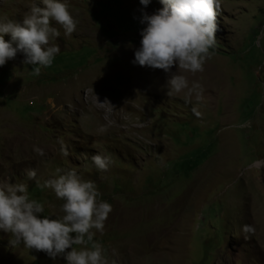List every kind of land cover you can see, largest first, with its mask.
<instances>
[{
	"label": "rangeland",
	"instance_id": "374dc122",
	"mask_svg": "<svg viewBox=\"0 0 264 264\" xmlns=\"http://www.w3.org/2000/svg\"><path fill=\"white\" fill-rule=\"evenodd\" d=\"M37 2L0 0V17L19 21ZM68 5L77 27L65 37L50 21L61 35L49 41L60 48L49 67L32 75L17 54L0 69V180L24 179L28 168L41 180L57 168L93 180L112 206L94 236L106 264H264V0H219L203 71L177 69L202 85L189 103L162 70L130 63L139 0ZM160 7L151 0L144 11ZM93 154L109 157L106 171ZM29 195L42 215L63 214L51 190L30 181ZM8 239L0 231V264H65Z\"/></svg>",
	"mask_w": 264,
	"mask_h": 264
},
{
	"label": "clouds",
	"instance_id": "9594fccd",
	"mask_svg": "<svg viewBox=\"0 0 264 264\" xmlns=\"http://www.w3.org/2000/svg\"><path fill=\"white\" fill-rule=\"evenodd\" d=\"M150 2L139 0L142 6L139 23L143 27L130 63L162 70L166 75L164 85L170 92L187 90L185 103H189L187 97L191 95L199 100L200 82L192 81L189 85L185 75L177 69L190 73L203 71L217 42L219 0H160L162 7L149 14L144 9ZM68 6V0H38L19 21L0 17V66L20 54L21 63L31 66L30 73L39 76L41 69L49 67L60 52L59 45L49 44L61 35L50 21L60 26L65 37L77 27L78 21ZM173 68L176 70L172 71ZM192 111L199 115L195 107ZM98 131L103 133L106 128L102 125ZM57 143L60 154L67 156L64 141L58 139ZM32 150L44 155L40 147L34 145ZM91 161L99 171H106L110 164L109 157L100 154H93ZM24 176L19 181L0 180V231L9 234V246L22 244L27 249L44 252L52 260L62 257L65 264H106L102 245L94 236L103 234L112 206L99 199L101 193L96 183L73 169L57 168L55 176L41 180L35 168H28ZM30 181L51 190L63 201L62 215H42V203L30 198ZM241 232L251 234L254 228L243 224Z\"/></svg>",
	"mask_w": 264,
	"mask_h": 264
},
{
	"label": "water",
	"instance_id": "95a60500",
	"mask_svg": "<svg viewBox=\"0 0 264 264\" xmlns=\"http://www.w3.org/2000/svg\"><path fill=\"white\" fill-rule=\"evenodd\" d=\"M2 68V66H0V69Z\"/></svg>",
	"mask_w": 264,
	"mask_h": 264
}]
</instances>
